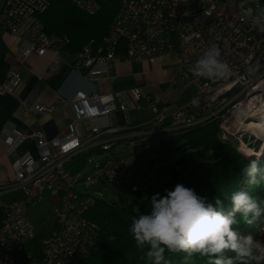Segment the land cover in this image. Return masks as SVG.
I'll list each match as a JSON object with an SVG mask.
<instances>
[{
    "label": "built area",
    "instance_id": "2783aa9c",
    "mask_svg": "<svg viewBox=\"0 0 264 264\" xmlns=\"http://www.w3.org/2000/svg\"><path fill=\"white\" fill-rule=\"evenodd\" d=\"M90 14L100 8L101 0H67ZM107 34L99 45L89 40L73 55L72 71L98 76L111 71L118 61L152 62L164 53L175 54L180 64L171 83L184 87L194 84L196 94L186 100L159 103L143 95L139 87L113 93H85L78 90L70 100L72 114L63 136L46 138L43 131H23L16 127L0 129V140L11 157L14 178L0 185V264H79L90 253L99 234V225L85 216L96 198L80 189L114 180L131 192L138 185L127 174L140 158L147 135L191 128L212 118L220 119V138L232 134L223 123L235 114L245 118L255 112L246 109L252 99L264 94V34L257 33L242 16L244 7H264L260 0H121ZM50 5L49 0H2L0 28L17 40L15 59L0 82V94L13 93L21 82L20 63L31 54L54 52L46 74L58 70L59 53L69 43L65 34L45 32L39 15ZM221 50V57L233 69L226 79L207 80L194 76L195 61L210 45ZM256 66L254 73L247 68ZM145 100L152 116L129 134L117 135L121 128L112 124L114 112L129 120V107L139 108ZM23 103L38 118L50 112L52 105ZM264 106V100L263 102ZM246 109V112L243 111ZM231 110V111H230ZM228 111V113H226ZM230 111V112H229ZM245 112V113H244ZM247 113V114H246ZM78 124L86 134L78 133ZM32 140L36 156L16 152L26 140ZM124 141L132 151L109 156L116 143ZM98 149L96 163L83 176L71 173L69 159L80 152ZM102 158V161H100ZM89 158L85 162H88ZM48 192L53 198L55 226L40 242L26 213ZM14 193L18 197H5Z\"/></svg>",
    "mask_w": 264,
    "mask_h": 264
},
{
    "label": "trees",
    "instance_id": "16d2710c",
    "mask_svg": "<svg viewBox=\"0 0 264 264\" xmlns=\"http://www.w3.org/2000/svg\"><path fill=\"white\" fill-rule=\"evenodd\" d=\"M49 1V7L38 19L45 32L67 35L69 43L65 49L74 54L89 40L97 45L102 42L121 0H101L99 10L90 15L67 0ZM219 123V118H212L191 128L147 135L143 143H150L149 149L163 152L175 148L178 152L174 161L153 172V182L145 190L139 188L134 192L144 200L139 207L140 213L150 210L152 195L160 193L164 196L165 189L173 190L178 183L193 188L213 204L219 197L225 214L232 210L233 204L230 199H225L224 194L244 190L258 202L262 211L251 223L245 222L240 213H236L238 223L233 228L241 235H252L255 239L264 241V156L257 159L260 171L256 174V182L249 183L251 178L242 169L255 158L243 156L236 148L237 142L231 137L222 140ZM248 139L253 140L252 147L257 149L260 140L252 136ZM246 143L251 144L250 141ZM94 152H98V149L73 155L66 163L67 168L71 173L79 172L88 156ZM163 158L165 156L162 155L145 160L146 169L149 171L159 161H163ZM94 202L85 216L95 221L100 226V231L90 253L79 264H147L144 251L136 248L129 231L131 216L136 214L133 212L134 208L99 198ZM165 256L171 260V264H211V258L198 253L189 255L184 251H166ZM224 256L234 257L235 253L226 250Z\"/></svg>",
    "mask_w": 264,
    "mask_h": 264
},
{
    "label": "crops",
    "instance_id": "0c3cea01",
    "mask_svg": "<svg viewBox=\"0 0 264 264\" xmlns=\"http://www.w3.org/2000/svg\"><path fill=\"white\" fill-rule=\"evenodd\" d=\"M260 1L264 4V0ZM1 2L2 0L0 5ZM16 45L17 40L0 28V82L3 81V72L8 66L17 62ZM53 56L52 51H46L43 55L31 54L20 63L21 82L13 93L0 94V129L4 126L16 127L23 131L39 128L46 138L63 136L72 119L69 102L78 90L85 93L106 94L139 87L143 95H149L159 103L173 102V100L186 101L197 91L194 84L179 87L171 83L170 79L175 75L180 64L179 57L171 53L161 54L152 62L118 61L113 64L110 72L94 77L72 71L74 55L66 49L59 53L58 70L52 75L46 74ZM25 100L29 105H52L53 109L38 118L31 112L29 106L27 110V106L23 103ZM140 105L138 109L129 107L128 122L123 121L120 111L113 113L110 122L121 128L117 135L129 134L135 130L134 128L143 124L137 118L136 112L141 107H147V103L141 100ZM147 109L150 110L149 107ZM77 131L81 134L87 133L85 127L80 124ZM24 151L36 156L32 140H26L16 152ZM11 178H14L11 157L6 153V146L0 140V185ZM18 195L10 193L5 197H18ZM51 200L53 203V198ZM2 218L3 212L0 209V225ZM53 222L51 229L55 226V220Z\"/></svg>",
    "mask_w": 264,
    "mask_h": 264
},
{
    "label": "clouds",
    "instance_id": "9594fccd",
    "mask_svg": "<svg viewBox=\"0 0 264 264\" xmlns=\"http://www.w3.org/2000/svg\"><path fill=\"white\" fill-rule=\"evenodd\" d=\"M241 11L253 30L264 34V7L254 9L242 4ZM247 71L254 73L256 66L248 67ZM192 72L198 78L219 80L230 77L233 69L222 59L219 47L212 44L195 61ZM242 171L251 178L249 183H255L260 171L257 160H251ZM165 192L164 196L160 193L151 196L150 210L146 213H140L136 207L133 209L136 214L131 216L129 231L136 248L144 251L147 264H171L166 251L198 253L211 258V264H264V241L241 235L233 228L238 223L236 213L247 223L261 214L258 202L247 191L224 194L233 204L228 214L219 197L213 204L183 184ZM226 250L233 251L235 256L226 258Z\"/></svg>",
    "mask_w": 264,
    "mask_h": 264
},
{
    "label": "rangeland",
    "instance_id": "374dc122",
    "mask_svg": "<svg viewBox=\"0 0 264 264\" xmlns=\"http://www.w3.org/2000/svg\"><path fill=\"white\" fill-rule=\"evenodd\" d=\"M231 111V110H230ZM229 111V112H230ZM137 118L139 121H142V123L147 122L148 119L151 117L150 110L147 109V107H141L140 110L137 112ZM228 113V111H226ZM239 114V113H238ZM235 114V115H238ZM249 115V114H248ZM258 117V118H257ZM245 120H251L254 119L251 116H246L244 118ZM255 119L260 120V116L255 115ZM264 125V123H263ZM237 127H233L231 130L232 134L229 135V137L226 139L228 140L230 137L235 140L237 143L236 148L237 150L243 154V156H253L255 160L261 159L262 156H264V151L261 152L259 155H245L243 151L240 149L241 145L251 147L253 150H257L260 148V145L262 144V139L255 137V139L260 140L259 145L257 146V149L255 147H252L253 140H249L250 136L253 137V134L251 132H244V131H238L236 130ZM253 137V138H254ZM245 138V139H243ZM243 140V141H242ZM250 141V145L246 142ZM148 145L150 143H142L140 158L136 159L135 162L129 167L127 174L131 176V182L138 185V187L142 190H145L149 184L153 182L154 178V171L160 168L161 166L167 165L175 160L176 153L178 152L177 149L173 148L168 151H158L149 149ZM149 149V150H148ZM133 148L129 146L126 142H117L115 147H112L111 150L108 152L109 156H118L120 153H126L132 151ZM165 156L163 158V161H159L157 164H155L149 171L146 169V164L144 163L145 160L150 158H155L159 156ZM96 154L95 155H89V161L85 162L84 166L79 170L80 176L88 174L92 167L96 163ZM100 161H102V158H100ZM80 191L83 193L91 194L95 198L103 199L108 202L116 201L120 199L121 204L126 207L136 208L140 207L143 203V198H139L138 194L131 192L129 188L126 187V185H123L122 183H115V181L112 180H105L102 183L90 186L88 188H82ZM51 196L48 192L44 193L42 201L35 204L31 208L28 209L26 215L30 222L33 225L34 228V238L33 240H30L26 243V246H30L32 242H40L43 238H46L47 233L49 230L53 227V221L55 218L53 217L52 209L53 205L51 204ZM264 229V226H262Z\"/></svg>",
    "mask_w": 264,
    "mask_h": 264
},
{
    "label": "bare ground",
    "instance_id": "6f19581e",
    "mask_svg": "<svg viewBox=\"0 0 264 264\" xmlns=\"http://www.w3.org/2000/svg\"><path fill=\"white\" fill-rule=\"evenodd\" d=\"M264 98L259 99L258 97L256 98H252L247 104H246V109H252V108H256L255 112H253L252 115H247V116H251L254 119L251 120H245L243 117H240L238 115H233L231 116L228 120H226L223 123V126L226 129H230L233 126L237 127L236 130L240 131H244V132H251L253 134V137H257V138H261L262 139V144L260 145V148L257 150H253L251 147L248 146H244L243 144L241 145V150L243 151V153L245 155H259L261 152L264 151V106H263V102ZM246 109H243V111L246 112ZM244 112V113H245ZM247 114V113H246ZM255 115L260 116V120L259 119H255ZM258 118V117H257ZM243 141V140H242Z\"/></svg>",
    "mask_w": 264,
    "mask_h": 264
},
{
    "label": "water",
    "instance_id": "95a60500",
    "mask_svg": "<svg viewBox=\"0 0 264 264\" xmlns=\"http://www.w3.org/2000/svg\"><path fill=\"white\" fill-rule=\"evenodd\" d=\"M264 95V94H263ZM263 98H264V96H263ZM119 204H121V201H120V199H118V200H116Z\"/></svg>",
    "mask_w": 264,
    "mask_h": 264
}]
</instances>
